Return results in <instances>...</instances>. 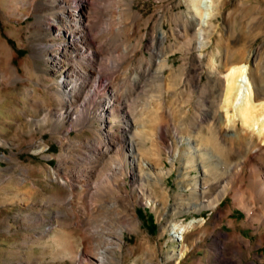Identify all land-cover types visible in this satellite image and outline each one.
Instances as JSON below:
<instances>
[{"label":"rangeland","instance_id":"374dc122","mask_svg":"<svg viewBox=\"0 0 264 264\" xmlns=\"http://www.w3.org/2000/svg\"><path fill=\"white\" fill-rule=\"evenodd\" d=\"M210 10L209 18L203 19L191 7V0H123L111 13L114 33L101 32L96 38L103 45L102 59L106 57V61L101 59L103 65H112L110 68L115 69L112 85L134 114L135 121L128 128L123 126L127 118L114 117V123L107 122L105 128L110 127L119 144L113 143L108 152L97 154L91 161L92 139L101 126L95 112L101 104L95 101L87 104L80 111L87 116L81 118L68 116L62 120L54 115L57 103L51 94L62 76L49 62L51 50L59 55L65 68L72 64L69 49H55L64 41L49 26L50 16L56 9L49 0H0V264H72L59 258L62 256L59 249L49 251L43 247L42 232L56 229L61 222L57 210L64 208L53 199L62 189L49 175L60 171L65 177L85 169L94 174L103 172L109 159H122L129 153L130 137L140 142L136 141L141 145L142 159L147 160L146 167L163 179L162 184L151 187L152 199L147 194L142 196L138 182L130 176L125 178L123 187L119 183L121 191L98 188L99 195L89 202L77 198L78 190L73 192L76 201L72 207L82 217L83 213L88 214L91 226L108 224L119 229L117 233L122 230L120 248L97 243L96 249L104 256L103 264H208L214 261L211 256V251L217 250L212 245L214 240L219 238L223 242L224 234L234 230L228 219L239 224L244 221L245 213L234 208L229 218L221 221L216 209L172 214L170 205L180 192L181 175L180 162L172 160L170 153L184 146L169 134L162 137L158 127L160 124L165 129L168 124L177 126L181 122L188 129L199 124L207 106L199 93L221 87L225 61L229 65L245 64L250 76H259L264 68V0H212ZM203 22L207 26H201ZM193 29L201 31L196 49L189 45ZM161 32L167 34L164 52L177 75L175 80H169L170 71L166 69L162 88L141 92L134 85V74L143 53L149 57L147 47L151 37ZM212 59L220 68L211 69ZM194 71L201 77L198 85L193 84ZM100 91L102 94L104 89ZM160 107L166 110L164 123L157 119ZM237 123L240 127V122ZM178 132L189 135L186 130ZM200 171L196 165L188 178L198 176ZM17 194L20 195L12 199ZM231 204L232 199L227 197L219 207L225 209ZM91 206L96 207L92 213ZM135 221L138 224L134 228ZM214 221L220 223L219 228L208 237L203 235L201 248L180 251L182 237L190 241L202 231V222L211 228ZM235 230L252 242L259 238L256 229L237 226ZM253 252L258 258L251 261L260 264L264 260V245L257 246Z\"/></svg>","mask_w":264,"mask_h":264},{"label":"bare ground","instance_id":"6f19581e","mask_svg":"<svg viewBox=\"0 0 264 264\" xmlns=\"http://www.w3.org/2000/svg\"><path fill=\"white\" fill-rule=\"evenodd\" d=\"M121 1L123 2V0H49L56 11L51 14V23L48 24L53 26L56 35L64 40L60 43L61 47L55 49L59 51L69 49V62L72 63L70 68H65L59 55L53 52L55 50H51L49 62L62 76V81L51 94V98L57 103L54 115L62 120L68 116L81 118L86 112L81 114L80 111L87 104L94 101L95 104L96 102L98 105L101 104L95 112L101 126L98 129L99 133L92 139L94 151L89 156L91 161L97 157V154L108 152L113 143H118L110 127L105 128L107 122L114 123V117L127 118L123 126L128 128L129 123L135 121L134 114L127 109L112 85L115 69L110 68L111 64V66L103 65L102 60L106 61V57L102 59L103 45L97 39V34L101 32L114 33V18L111 13L119 8ZM191 7L198 16L208 19L212 0H191ZM120 21L122 22L121 19ZM205 25L207 26L203 22L201 26ZM192 32L189 45L196 49L201 31L195 32L193 29ZM166 39L167 34L164 32L151 37L147 47L149 57L143 53L137 72L134 74V85L137 90L147 92L149 89L160 88L166 69L170 71L169 80L176 77L177 73L164 52ZM224 67L226 71L221 79V87L218 90L205 89L199 93L207 106L205 114L200 118V123L195 125L196 127L186 129L180 122L177 126L168 124L164 129L159 124L158 133L162 137L169 134L173 140L184 146V149H176L170 153L172 160L180 162L178 169L181 178L178 181L180 192L173 197L175 202L169 208L172 214L182 211L194 213L202 208L216 209L219 221L229 218L234 208L241 209L245 213L244 221L237 224L235 220L228 219L229 226L234 230L224 234L223 242L219 238L214 240L212 245L217 250L211 251L214 261L213 263L208 261V264H256L251 261L252 258H258L253 251L257 246L264 245V232H262L264 230V68L258 77H254L249 75L245 64L229 65L227 60ZM217 68H220V64L212 59L211 69ZM138 76L145 80L138 79ZM200 78L194 71L193 84L201 83ZM100 88L104 89L102 94ZM160 110L161 113L157 117L159 122L163 120L166 111L164 107H160ZM210 120L213 121L209 122ZM237 121L240 122V127ZM203 123L205 126H202ZM177 129L183 132L186 130L189 135L180 134ZM256 137H258L257 141ZM136 141L130 137L129 153L122 159H109L107 169L103 172L98 171L99 174L85 169L73 171L65 177L60 175V171L49 175L51 181L56 182L60 189H65L67 192L59 190L53 196V199L63 204L64 208L62 206L57 210L61 222L56 225V229H46L41 234L45 249L49 251L53 248L59 249L62 253L59 258L62 261L69 260L72 264H103L104 256L98 252L99 249H96L97 243L101 242L106 247L115 245L120 248L122 230L117 233L116 230L119 229L108 224L91 226L88 214L79 212L83 213L82 217L72 207L76 201L73 192L79 191L78 199L92 200L99 195L98 188L101 191H109L112 188L121 191L119 183L123 187L125 178L130 176L138 182L142 196L147 194V198L152 199L154 189L151 187L162 184L163 179L156 177L152 170L146 167L144 162L147 160L142 159L141 145ZM196 165L201 168L200 174L188 178L189 173L196 169ZM143 185L148 186L147 190L142 189ZM19 195H14L12 199H16ZM167 195L171 196L169 192ZM227 197L232 199V204L225 209L219 207L221 201ZM89 208L90 213L96 210L93 206ZM134 224L135 228L138 223L135 221ZM219 224L214 221L209 228L203 226L202 222L200 224L202 231L192 240L186 241L182 237L180 251L185 253L194 250L195 246L201 248L203 235L208 237L209 234L215 233ZM237 226L256 229L259 238L255 242L244 238L235 230ZM74 227L77 230L73 229ZM217 240L221 247L217 245ZM198 262L201 263L200 260ZM259 263L264 264V260Z\"/></svg>","mask_w":264,"mask_h":264}]
</instances>
